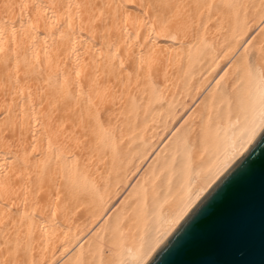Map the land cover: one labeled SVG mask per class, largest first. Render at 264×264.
<instances>
[{"label": "bare ground", "instance_id": "bare-ground-1", "mask_svg": "<svg viewBox=\"0 0 264 264\" xmlns=\"http://www.w3.org/2000/svg\"><path fill=\"white\" fill-rule=\"evenodd\" d=\"M183 112L207 147L100 264H145L264 128V0H0V264L98 255Z\"/></svg>", "mask_w": 264, "mask_h": 264}, {"label": "water", "instance_id": "water-1", "mask_svg": "<svg viewBox=\"0 0 264 264\" xmlns=\"http://www.w3.org/2000/svg\"><path fill=\"white\" fill-rule=\"evenodd\" d=\"M145 264H264V128Z\"/></svg>", "mask_w": 264, "mask_h": 264}, {"label": "rangeland", "instance_id": "rangeland-1", "mask_svg": "<svg viewBox=\"0 0 264 264\" xmlns=\"http://www.w3.org/2000/svg\"><path fill=\"white\" fill-rule=\"evenodd\" d=\"M243 80H244V77L241 76L240 82H242ZM216 108L218 107L215 106L214 108H212L213 111ZM192 109H190L189 112ZM218 110L216 109V111ZM213 111H211V113ZM189 112H183L176 120L170 123L169 128L161 136L157 145L151 151V153H153L154 151L155 152L157 151L159 154L158 156L159 158L156 160V162L154 163L152 169L148 172V174H146V176L143 177L144 179L140 183H138V185L135 187V192L133 193V195L130 194L128 196L130 189L132 188L134 183L137 182V180L139 179V177L141 176L143 172L141 169L143 164L139 167L137 174L135 173L133 177L131 178V180L125 185V187H123L120 190V192L115 196L113 204L107 210V214L105 216H102L97 222L93 224L91 228L92 232L90 230V235L93 232L97 231V229L102 224H105L107 220L111 218V216L113 215V212L116 210L117 206H119L120 204L126 203V207L128 205H132L131 211L133 212L128 214L127 216H122V217L115 216L114 218L112 217L110 222L115 223V228H118V230H115L114 233L106 235V236L100 235L98 238L101 241V244L99 245L100 251L98 252V255L94 254L88 258L86 257L83 261L80 260L76 264H100L99 260L97 259L105 257L106 254L109 252L108 250L111 249L110 247L112 248L117 247L118 244H120L122 241L129 240V238L131 237L130 232L133 234L135 232V228H136L135 226H137L139 222L141 221L140 217L142 213L140 214L141 212L140 209L142 207L145 208V205L146 207H149V206H153L155 203L159 201H161L160 203L164 202L163 198L165 197V193H167V191L170 192L171 190L170 187L173 186L174 183H176L180 179V172H183L184 167H187V160L203 152L204 149L207 147V139L204 140V139L195 138L197 137V134H194L193 131L190 132L191 135L187 136L186 132L180 129L182 126H184L185 122H187L190 119ZM213 114L214 112L212 113V117H213V121L215 122L216 119L219 117V114L215 113L216 114L215 116H213ZM214 117L216 119H214ZM224 117H225V114L221 115L220 121H223ZM155 155L156 153H154L152 155L153 157L151 156L150 159H153ZM147 182L151 183V186L154 188V191L153 193L148 194L147 199H145V201H143V203L139 205L141 207L139 209V206L135 203V200H137L136 198L138 197L137 195L138 193L136 194V191L141 190V188L144 185H146ZM133 206H134V209H133ZM137 212L139 213V215ZM119 221H121V223ZM126 222H129V223L132 222V223L129 225H126L125 227L123 225H125ZM106 229H108V226L106 227ZM160 238L161 237H159L158 239ZM66 258L67 256L63 258L60 261V263H63Z\"/></svg>", "mask_w": 264, "mask_h": 264}]
</instances>
